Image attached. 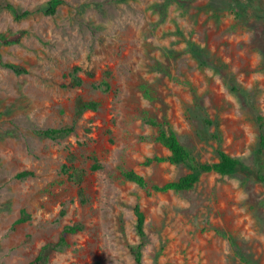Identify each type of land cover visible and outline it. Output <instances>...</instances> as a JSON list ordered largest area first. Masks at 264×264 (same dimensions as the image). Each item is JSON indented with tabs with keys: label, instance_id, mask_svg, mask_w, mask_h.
<instances>
[{
	"label": "rangeland",
	"instance_id": "obj_1",
	"mask_svg": "<svg viewBox=\"0 0 264 264\" xmlns=\"http://www.w3.org/2000/svg\"><path fill=\"white\" fill-rule=\"evenodd\" d=\"M19 34L0 44V264H137V204L142 264H264V0H0V36ZM148 119L197 164L222 149L255 176L126 181L191 172L146 164L169 155Z\"/></svg>",
	"mask_w": 264,
	"mask_h": 264
},
{
	"label": "trees",
	"instance_id": "obj_2",
	"mask_svg": "<svg viewBox=\"0 0 264 264\" xmlns=\"http://www.w3.org/2000/svg\"><path fill=\"white\" fill-rule=\"evenodd\" d=\"M22 35H16L9 38H4L0 36V44H11L17 43L20 41ZM195 54L197 55V59L202 63L205 64L207 61L204 57L202 49L197 45L194 46ZM8 67L16 73H24L26 70L20 66L16 65H8ZM146 95L150 96L149 90L146 89ZM84 109H96L97 104L95 103H83ZM149 123L158 128L159 132L156 137V141L162 144L168 151L169 155L165 158H155V159H148L146 164H152L155 162L158 163H169L171 165H181L186 164L189 166L191 172L179 180L170 181L164 185H150L148 180L138 174L135 171H127L124 173V177L126 181L132 182L137 184L140 188L145 189L147 191L153 193H168V192H183L192 189L196 183L199 181L202 174H219V175H228L234 173L238 170L243 171L245 174L249 176H255L253 170L244 166L240 159H236L232 157L230 154L225 152L222 149L218 150V161L215 163H200L197 164L192 153L185 147L181 141L179 140L175 131L171 128L169 122L167 120L162 122H158L154 119H148ZM71 130L69 129H49L43 132V135L46 137H58L69 133ZM260 153L264 150V135L261 134L260 136ZM29 172H24L18 175V178H24L29 176ZM258 178V177H257ZM261 179V177H259ZM137 224L136 230L137 234L140 238V244L134 249V256L136 259L137 264H142V257H143V248L145 245V216L141 210L139 204L135 206L134 209ZM21 222V221H19ZM78 228L76 227H67L59 241V246H65L67 244V238L70 234H74L78 232ZM40 258L37 261H34L30 264H39Z\"/></svg>",
	"mask_w": 264,
	"mask_h": 264
}]
</instances>
